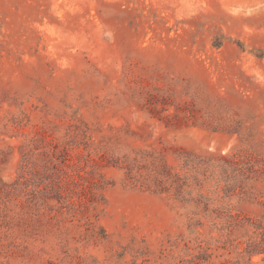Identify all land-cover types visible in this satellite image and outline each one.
<instances>
[{"label": "rangeland", "instance_id": "374dc122", "mask_svg": "<svg viewBox=\"0 0 264 264\" xmlns=\"http://www.w3.org/2000/svg\"><path fill=\"white\" fill-rule=\"evenodd\" d=\"M0 264H264V0H0Z\"/></svg>", "mask_w": 264, "mask_h": 264}]
</instances>
